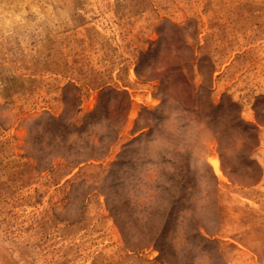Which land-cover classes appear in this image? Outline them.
I'll use <instances>...</instances> for the list:
<instances>
[{"label": "rangeland", "instance_id": "rangeland-1", "mask_svg": "<svg viewBox=\"0 0 264 264\" xmlns=\"http://www.w3.org/2000/svg\"><path fill=\"white\" fill-rule=\"evenodd\" d=\"M0 264H264V0H0Z\"/></svg>", "mask_w": 264, "mask_h": 264}, {"label": "bare ground", "instance_id": "bare-ground-1", "mask_svg": "<svg viewBox=\"0 0 264 264\" xmlns=\"http://www.w3.org/2000/svg\"><path fill=\"white\" fill-rule=\"evenodd\" d=\"M209 161L211 162V164H212V166H213L215 172H216L218 175H221L222 172H221V170H220V165H219L218 160L212 158V159L209 160Z\"/></svg>", "mask_w": 264, "mask_h": 264}]
</instances>
